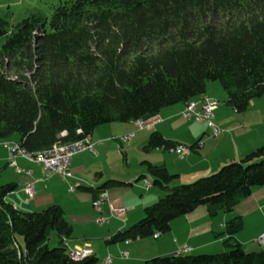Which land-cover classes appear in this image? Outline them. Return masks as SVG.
<instances>
[{"label": "trees", "instance_id": "1", "mask_svg": "<svg viewBox=\"0 0 264 264\" xmlns=\"http://www.w3.org/2000/svg\"><path fill=\"white\" fill-rule=\"evenodd\" d=\"M10 18H0V141L17 135L29 153L91 137L102 125L159 115L204 96L211 82L221 83L225 103L238 113L264 95V0H66L50 19L41 12L17 24ZM177 145L155 131L145 149ZM145 163L167 194L109 244L165 234L173 220L200 206L213 217L233 213L254 187L264 186V145L172 189L177 175ZM16 188L0 185V264L99 263L95 255L70 257L73 227L60 205L27 213L6 202ZM84 189L95 199L105 192ZM243 229L240 216L227 222L222 253L146 264H264V249L246 252L238 242ZM53 235L58 245L50 247Z\"/></svg>", "mask_w": 264, "mask_h": 264}, {"label": "crops", "instance_id": "2", "mask_svg": "<svg viewBox=\"0 0 264 264\" xmlns=\"http://www.w3.org/2000/svg\"><path fill=\"white\" fill-rule=\"evenodd\" d=\"M222 91L211 82L204 95L211 100L223 101L214 112V122L221 130L218 136L213 135L207 123L184 120L182 113L187 103L163 109L159 114L161 122L152 129L137 132L133 122L102 125L91 136L96 153L87 151L72 158L71 179H64L57 174L47 177L43 166L21 156L16 157V167L10 165V152L3 145L4 141H0V185H17L16 190L5 201L27 213L60 205L73 227L68 245H90L94 255L104 264L108 258L112 259L111 264H146L154 258L178 255L186 248H191L187 253L190 255L222 253L226 250L224 241L227 239L222 234L227 222L235 216L242 217L244 221V229L237 235V240L245 251L264 249V243L259 242L264 238V186L254 187L252 194L242 199L233 213L220 211L213 217L208 207L200 206L173 220L170 231L158 238L153 236L155 241L149 238L130 244L113 243L117 245L115 250H126L121 254L113 251L110 247L113 245L107 243L115 234L139 222L144 216L145 208L167 194L168 190L153 184L154 179L145 162L164 165L172 175H177L178 178L170 184L172 189L209 176L264 145V95L254 99L245 113H238L225 103L227 95ZM200 100L201 97H197L192 101ZM155 131L160 132L165 139L176 142L177 146L189 147L190 153L180 157L176 153L161 149L146 151L150 136ZM130 133H135L130 141L121 143L118 140ZM6 141L14 144L20 138L18 136ZM117 143L122 148L126 145L128 151L140 153L143 165L139 171H126L112 164L111 172L106 173L105 159L111 151L118 149ZM17 168L22 173H18ZM142 179L150 187L142 184L137 186L136 183ZM109 182L112 183L108 185ZM28 184H34L35 187V196L32 199L24 192ZM85 187H92L98 193L104 190L110 204L114 207H125L127 213L120 218L112 217L109 203L104 205L102 214L98 213L93 205L97 199L96 194L86 191ZM101 216L110 218L109 222L98 225L96 220Z\"/></svg>", "mask_w": 264, "mask_h": 264}, {"label": "built area", "instance_id": "3", "mask_svg": "<svg viewBox=\"0 0 264 264\" xmlns=\"http://www.w3.org/2000/svg\"><path fill=\"white\" fill-rule=\"evenodd\" d=\"M219 107V102L211 100L207 97L202 98L199 102L190 101L187 103L186 108L184 109L182 116L186 121H196V122H206L208 126L211 128L214 136H218L220 134V130L214 123V112ZM161 122L160 115H157V119L154 122H140L137 120L133 122L137 125V132L143 131L146 129H152L156 124ZM78 134H82V131H78ZM64 134L63 136H65ZM135 133L126 135L120 139L122 143L130 141L134 137ZM10 152L9 163L12 166L16 167V157L21 156L30 162L37 163L44 167L46 170V176L49 177L52 174H57L64 179L73 178V173L71 171V161L72 158L83 152L96 153L95 146L92 142V138L87 136L82 140L65 143V144H57L52 149L42 152V153H29L22 149L20 143L9 144L6 145ZM173 153H176L180 157H184L190 153V148L187 146L181 145V150H174L172 148L170 150ZM18 173H22V170L17 168ZM147 186L149 183L147 182ZM73 191V189H71ZM24 192L28 195L29 198H34L35 196V187L34 184H28L24 188ZM106 203L110 204L108 199V194L103 192V195L99 196L95 200L94 208L95 210L102 214L103 207ZM111 216L112 217H122L126 214L127 209L125 207H114L110 204ZM110 218L101 217L98 219L100 223L108 222ZM161 235L160 232H157L154 237L158 238ZM264 241V238L259 240ZM127 244L132 243L131 240L126 241ZM191 251V248H186L180 254H186ZM94 255L92 247L90 245H85L84 247H76L70 249V257H77V261H83L87 257ZM124 256H127V253H124ZM112 259L108 258L105 261V264H111Z\"/></svg>", "mask_w": 264, "mask_h": 264}, {"label": "rangeland", "instance_id": "4", "mask_svg": "<svg viewBox=\"0 0 264 264\" xmlns=\"http://www.w3.org/2000/svg\"><path fill=\"white\" fill-rule=\"evenodd\" d=\"M65 1L66 0H0V18H5L8 15H11V18L9 19V21L12 24H17L20 21H22L23 19L27 18L31 13L41 12L42 14L46 15L50 19L53 12H54V9L61 2H65ZM2 43H3V40L0 39V46ZM213 84H215L216 86H219V90L221 92H223L222 90H224V89H223L221 83L213 82ZM200 97L202 100L203 96H200ZM214 101H217V100H214ZM217 102H219V105L223 104L222 100H218ZM194 122H196V121H194ZM197 123H206V122H197ZM220 132H221V130H220ZM130 134H133V133H130ZM127 135H129V134H127ZM124 136H126V135H124ZM124 136H122V137H124ZM14 137H18V136L15 135L12 138H14ZM122 137H120L118 140L120 141V139ZM9 143H11V142L4 141L3 145L6 147V145ZM117 144H118V149L116 151H111L110 154L105 159V161H106L105 162L106 163L105 164L106 173L111 172L110 165H112V164L118 165L119 168L124 169L126 171L127 170L131 171V172L139 171V169L142 167L141 165H143L142 164L143 158H141L140 153L138 151H128L126 148V145H124V147L122 148L119 143H117ZM150 181H151V179H150ZM141 184L143 186H147V181L145 179H142V180L138 181V183H136L137 186H141ZM93 205H94V203H93ZM126 213H127V211H126ZM101 217H103V216H101ZM101 217H99L98 219H100ZM116 218H120V217H116ZM98 219L96 220V223L98 225H103V224H106L109 222L108 221V222L100 223L98 221ZM149 238L153 239V236H148V237H145L143 239L149 240ZM18 240H19V243L21 245H23L22 238L19 237ZM153 241H155V240L153 239ZM120 243H124V242H120ZM49 245H50V247H55L58 245V237L56 235H53L51 237V239L49 241ZM112 245L113 246H110V247L114 251L115 247L117 245L116 244H112ZM121 245H123V244H121ZM84 246H81V248ZM73 248H76V247H73ZM115 251H116V253L121 254L123 251H126V250L122 249V248H118ZM93 253H94V250H93ZM98 264H104V262L102 260H100Z\"/></svg>", "mask_w": 264, "mask_h": 264}, {"label": "bare ground", "instance_id": "5", "mask_svg": "<svg viewBox=\"0 0 264 264\" xmlns=\"http://www.w3.org/2000/svg\"><path fill=\"white\" fill-rule=\"evenodd\" d=\"M156 119H157V115L156 116H153V117H150V118H148V119H140V122H154V121H156ZM135 125V128H136V130H137V125L136 124H134ZM15 144V143H14ZM9 145V144H8ZM174 150H181V146H176V147H174ZM101 195H103V193H101L100 194V196ZM94 205H95V203H94ZM264 241H261L260 243H263ZM72 259L73 260H75V261H77V257H72Z\"/></svg>", "mask_w": 264, "mask_h": 264}]
</instances>
